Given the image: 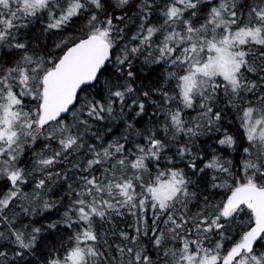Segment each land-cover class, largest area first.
I'll return each mask as SVG.
<instances>
[{
  "label": "snow or ice",
  "instance_id": "obj_1",
  "mask_svg": "<svg viewBox=\"0 0 264 264\" xmlns=\"http://www.w3.org/2000/svg\"><path fill=\"white\" fill-rule=\"evenodd\" d=\"M0 264H264V0H0Z\"/></svg>",
  "mask_w": 264,
  "mask_h": 264
}]
</instances>
